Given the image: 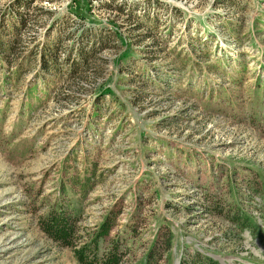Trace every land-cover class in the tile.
Listing matches in <instances>:
<instances>
[{"label": "rangeland", "instance_id": "obj_1", "mask_svg": "<svg viewBox=\"0 0 264 264\" xmlns=\"http://www.w3.org/2000/svg\"><path fill=\"white\" fill-rule=\"evenodd\" d=\"M83 245L264 264V0H0V264Z\"/></svg>", "mask_w": 264, "mask_h": 264}, {"label": "trees", "instance_id": "obj_2", "mask_svg": "<svg viewBox=\"0 0 264 264\" xmlns=\"http://www.w3.org/2000/svg\"><path fill=\"white\" fill-rule=\"evenodd\" d=\"M110 228H111V223L109 221V218L106 217L104 221L101 223V225L99 226L96 236L94 237L95 240L97 241L101 237L106 236L109 233ZM45 232L53 240L60 242L65 246H71L73 230L64 216L56 215L54 217H51L45 228ZM88 253L89 252L85 250L84 245L80 249H77L75 251V254H76V257L79 263L80 264H98L96 262L95 256L91 253H90L89 258L87 259ZM151 257H152L151 254H148L146 256L147 258L146 261L149 264H150ZM100 264H117V261L114 258H107V259H103ZM205 264H213V263L206 259Z\"/></svg>", "mask_w": 264, "mask_h": 264}]
</instances>
